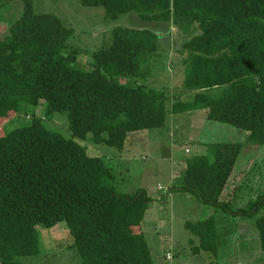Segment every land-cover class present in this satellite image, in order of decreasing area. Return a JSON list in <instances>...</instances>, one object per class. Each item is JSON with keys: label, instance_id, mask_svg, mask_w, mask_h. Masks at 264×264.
Listing matches in <instances>:
<instances>
[{"label": "trees", "instance_id": "1", "mask_svg": "<svg viewBox=\"0 0 264 264\" xmlns=\"http://www.w3.org/2000/svg\"><path fill=\"white\" fill-rule=\"evenodd\" d=\"M12 1L0 0V8ZM22 2V14L0 39V122L17 114L31 121L0 135V264L39 254L37 225L61 221L82 264H165L143 228L153 198L143 188L119 191L109 158L90 155L78 139L123 150L183 112H202L247 138L206 142L207 152L187 159L183 184L167 194L189 192L212 210L245 217L263 211L255 225L264 250V188L248 207L231 210L224 196L244 147L264 144V0H80L104 7L107 18L134 12L151 24L114 28L111 43L93 52L91 69L76 64L73 28L54 13L35 12L33 0ZM169 28L180 37L182 86L194 92L171 104L165 88L139 82L152 74L159 29ZM42 100L45 117L67 115L71 138L30 111ZM186 229L199 239L194 254L218 255L216 214L187 221Z\"/></svg>", "mask_w": 264, "mask_h": 264}, {"label": "rangeland", "instance_id": "2", "mask_svg": "<svg viewBox=\"0 0 264 264\" xmlns=\"http://www.w3.org/2000/svg\"><path fill=\"white\" fill-rule=\"evenodd\" d=\"M33 1L35 12L54 13L62 18L66 26L73 28L74 34L69 40L70 48L77 52V66L85 69L92 67L93 52L111 43L114 28L151 27L137 13H126L117 19H111L106 17L104 7H86L80 0ZM22 11V0H13L0 8V24L3 23L0 26V39L6 35L9 23L20 17ZM175 30L159 29L160 49L151 62L152 74L146 79H139V82L148 87L165 88L171 98L170 104L177 98L188 100L194 93L182 86V55L178 52L180 37ZM221 91L222 87H219L212 93L219 95ZM42 102L30 111L45 118L48 127L71 138L67 115L56 113L53 118L45 117L46 109L43 100ZM193 113L170 114L165 126L142 132L145 137L136 135L132 144L123 150L97 144L90 137L78 141L86 146L90 155L109 158L107 160L117 174L119 191L133 193L143 188L153 198L154 201L147 211V219L155 223H146L147 232L153 235L148 237L146 234V237L158 262L209 264L208 258H211L220 264H264V250L261 248L255 225L263 211L254 217H245L223 210H212L189 192H173L171 198H164L170 188L183 184L187 159L196 153L207 152L206 142L245 141L247 138L246 133L236 126L209 120L202 112ZM28 116L17 114L8 118L5 125L0 122V135L5 128L30 123ZM254 145L244 147L228 181V189L224 192L231 210L248 207L263 191L264 144ZM214 214L218 218V232L221 236L218 255L213 257L214 255L206 251L199 255L194 254L191 240L198 239L186 229V222ZM37 231L40 252L37 255L20 257L23 264H82L65 221L48 227L39 224Z\"/></svg>", "mask_w": 264, "mask_h": 264}, {"label": "crops", "instance_id": "3", "mask_svg": "<svg viewBox=\"0 0 264 264\" xmlns=\"http://www.w3.org/2000/svg\"><path fill=\"white\" fill-rule=\"evenodd\" d=\"M227 190V189H226ZM173 192H171V193H169V194H167V196L166 197H164V198H167V199H169V198H171V196H173ZM226 194V193H225ZM225 194H224V196H225ZM159 207V206H158ZM201 208V207H200ZM198 220V218H196L195 220H193V221H197ZM150 223V225H151V222L154 224L155 222H153L152 220H148L147 219V213H146V216H145V219H144V221H143V228H144V230H145V233L148 235V237H150L149 235H153V234H150L149 232H147L148 230H147V228H146V223ZM194 235V234H193ZM197 239H198V237H197ZM191 242L192 243H196L197 244V242H199V239H198V241H196V239L194 238H192V240H191ZM220 242H221V240H220ZM220 242H219V244H220ZM219 250H220V248H219ZM171 253H172V251H171ZM197 255H199V254H197ZM212 255V254H211ZM213 256V255H212ZM213 257H215V256H213ZM159 258H160V256H159ZM212 261H215V260H212L211 258L209 259L208 258V263L210 264V262L212 263ZM161 262V261H160ZM162 263V262H161ZM163 263H165V264H167L166 262H163Z\"/></svg>", "mask_w": 264, "mask_h": 264}, {"label": "built area", "instance_id": "4", "mask_svg": "<svg viewBox=\"0 0 264 264\" xmlns=\"http://www.w3.org/2000/svg\"><path fill=\"white\" fill-rule=\"evenodd\" d=\"M169 256H171V255H169ZM168 258H170V257H168Z\"/></svg>", "mask_w": 264, "mask_h": 264}]
</instances>
